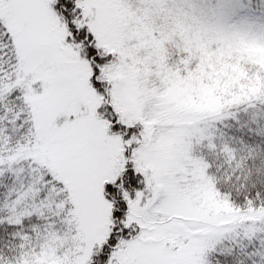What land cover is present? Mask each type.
<instances>
[{
	"label": "snow or ice",
	"instance_id": "1",
	"mask_svg": "<svg viewBox=\"0 0 264 264\" xmlns=\"http://www.w3.org/2000/svg\"><path fill=\"white\" fill-rule=\"evenodd\" d=\"M0 264H264V0H0Z\"/></svg>",
	"mask_w": 264,
	"mask_h": 264
}]
</instances>
